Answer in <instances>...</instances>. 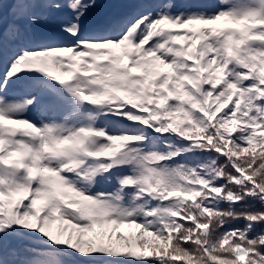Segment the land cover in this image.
I'll list each match as a JSON object with an SVG mask.
<instances>
[{
	"label": "snow or ice",
	"instance_id": "6c2138e0",
	"mask_svg": "<svg viewBox=\"0 0 264 264\" xmlns=\"http://www.w3.org/2000/svg\"><path fill=\"white\" fill-rule=\"evenodd\" d=\"M0 0V264H264V0Z\"/></svg>",
	"mask_w": 264,
	"mask_h": 264
}]
</instances>
